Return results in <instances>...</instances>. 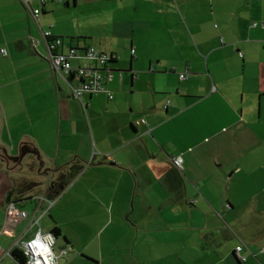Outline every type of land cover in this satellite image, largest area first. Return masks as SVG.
I'll use <instances>...</instances> for the list:
<instances>
[{
    "label": "crops",
    "instance_id": "obj_1",
    "mask_svg": "<svg viewBox=\"0 0 264 264\" xmlns=\"http://www.w3.org/2000/svg\"><path fill=\"white\" fill-rule=\"evenodd\" d=\"M104 1L73 5H91L94 12ZM112 3L114 36L125 44L94 40L95 48L85 38L72 45L117 54L106 86L113 99L98 93L78 101L52 72L42 35H91L61 23L71 0L64 6L49 1L38 21L20 0H0V59L6 57L8 70L0 72L6 75L0 78V151L11 160L28 139L39 152L40 173L65 167L68 177L78 178L40 220L43 232L59 228L58 248L75 250L59 264H264V0ZM182 38L193 50L177 65L186 49ZM156 44L175 51L177 61L148 55L144 49ZM70 45L64 41V53ZM128 49L126 69L121 51ZM141 62L148 65L136 78ZM17 99V123L25 116L31 127H18L16 137L6 129L16 127L6 109ZM87 109L96 117L85 126ZM15 140L17 154L9 152ZM178 158L182 167L176 171ZM6 165L0 159V169ZM50 183L32 200L34 190L16 193L14 200L12 195L9 203L21 199L17 207L28 217L10 235H0L2 250L47 209L39 198ZM155 190L160 203H152ZM9 203L0 208V227ZM238 247L246 261L236 255ZM2 262L20 264L9 257Z\"/></svg>",
    "mask_w": 264,
    "mask_h": 264
},
{
    "label": "built area",
    "instance_id": "obj_2",
    "mask_svg": "<svg viewBox=\"0 0 264 264\" xmlns=\"http://www.w3.org/2000/svg\"><path fill=\"white\" fill-rule=\"evenodd\" d=\"M22 5L31 13L36 21L40 17V8L33 6L34 1L39 3V6L45 3V0H20ZM56 2H64L66 0H54ZM43 38L45 40V45L48 50V59L51 61L53 73L61 77L70 89V95L73 99L82 101L81 98L85 94H98L106 93L110 100L113 99L111 91L106 87L107 83L113 80V71L108 68L110 60L114 59L113 55H108L101 53L95 48H88L86 52L79 55L77 51H71L69 56L64 54H58L57 47L60 45V41L52 42L50 37V32H43ZM40 44L39 40H34L35 46ZM2 56H7L6 49H2ZM132 55H135V51L132 50ZM72 59H84L88 61L85 65L74 66L72 64ZM186 75L180 76L183 79ZM144 122V121H143ZM177 168L182 167V159L178 158L174 161ZM51 184V183H50ZM49 184V185H50ZM48 189V187H47ZM47 190H45L44 195L39 198L41 203L47 205V209L42 211L40 218H33L29 225L24 229L22 235L14 241L12 246L8 249L2 250L0 247V264H2L3 258L10 256L14 249H18L23 252L24 256L27 257L25 264H59V260L68 254V251L62 250L60 253L55 250L56 237L51 232H43L40 228L41 218L48 213L52 208V205L57 202L56 199H49L46 196ZM39 211L36 212V214ZM6 219L2 227H0V235L6 234L10 235V229L16 224L27 218L28 213L26 211L20 210L16 207L14 202H10L6 209ZM36 227L34 236L30 240H25L31 232L32 228ZM243 250L242 247H238L236 250V255L239 259L246 261V257L240 254ZM73 251V250H72ZM70 250V252H72Z\"/></svg>",
    "mask_w": 264,
    "mask_h": 264
},
{
    "label": "rangeland",
    "instance_id": "obj_3",
    "mask_svg": "<svg viewBox=\"0 0 264 264\" xmlns=\"http://www.w3.org/2000/svg\"><path fill=\"white\" fill-rule=\"evenodd\" d=\"M106 1V3H105ZM102 9L97 7V9L94 12H91L90 9L91 5H84V6H80L79 8L74 7L73 5V0H71V8L64 10L65 13L59 18L61 23L64 24L67 23V29L71 32H73L74 30L78 29V28H84L85 32L87 34H91L90 36H80V40H79V44L83 45L84 44V39L83 38H87L86 40V44H88L91 47H95L96 48V42L102 41V44H107V45H114L115 43H117L119 41V39L114 36L115 34H117V32L115 31L114 25H113V17H114V10L111 8L113 3L112 0H105ZM61 4V6L65 5L62 3H58ZM105 5H109V7H105ZM94 13L96 15H94ZM91 14L94 15L93 17H91ZM64 17H67V19L65 20ZM73 35L70 36H66L65 38V42H66V46L70 45V41H72V43L74 45L78 44V41L76 40V38L78 37V35H75V37H72ZM68 37H72L74 38L73 40L69 39ZM95 40V43L93 42ZM126 40V39H125ZM125 40H121L119 41V45H123L125 44ZM183 41V46L186 45V49L183 47L182 50V55H178V62L177 65H182L185 63V58L187 57V55L192 53L193 48L191 49V46L188 42V40H186V38H182ZM68 49V48H67ZM124 49V48H123ZM122 49V50H123ZM147 54H153L155 56H160L163 59H167L168 61L170 60H176L175 55L176 52L173 50H166V48L159 46V45H153V46H148L147 48L144 49ZM8 51V50H7ZM135 51V49H134ZM121 56L123 58V61H126V65L125 68L127 69L129 67V61H130V49H128L127 53L121 51ZM136 52V51H135ZM69 53V52H68ZM126 54V55H125ZM2 56V55H1ZM5 57V56H2ZM6 57L0 59V72H5L8 71L5 69V67H7L6 65ZM78 61V63H82L81 65H85L88 63V61L84 60V59H74V61ZM146 62V61H145ZM145 62H141L143 64H137L135 67V71L136 73L134 74L136 78H138V74H142V72L146 69L145 66L148 65V63ZM156 68H158V70H162L159 68V65H156ZM186 72H183V74H185ZM120 73H115V75H118ZM131 72L128 73L127 75L129 79H131ZM6 75L3 74L2 76H0V78L5 77ZM142 78H145V76L142 75ZM130 81V80H129ZM130 88H128L129 90ZM131 94V91H130ZM130 98V97H127ZM8 104V101H6ZM12 103V101H10ZM13 103H16L15 107H10L7 108L6 113L11 117V118H15L13 121L9 122L11 126H15L16 127H6L7 131L9 130V128H12V136H16L18 135V127H31V122L25 118V116L23 117V119L21 120L22 122H18V99L14 100ZM79 104V103H78ZM13 108L14 110H9ZM81 110V109H80ZM3 111V109H0V112ZM82 111V110H81ZM15 112L16 115L12 116V113ZM87 115L85 116V114L82 112V123L84 121L85 126L88 124L90 125V123L94 124V117H96V115L94 113H92L91 111L89 112V109H87ZM94 114V115H93ZM7 132H6V138H9L10 136H7ZM11 141V139H9ZM12 142V141H11ZM10 142V144H11ZM0 143L2 145H4L3 143V138L0 137ZM16 146L13 150V152L10 150V153H15L17 154L19 150H17L19 148L18 145V141L15 140L13 142ZM6 144L7 141H6ZM10 146V145H8ZM14 155V154H13ZM19 155V154H18ZM19 157V156H18ZM22 162V170H20L19 173H15L14 174H9L8 175V171H7V165L5 168L0 169V208L3 204H5V202L8 200V197L12 194L13 195V200L16 196L17 193V189L18 188V184L15 183V179L16 181L18 179H30L31 181H34L38 184V186L33 189L34 191L31 193L32 194V198H36V196H38V194L40 192L43 191L44 188H46V184L48 182H51L53 179H51L50 177V171H45L40 173L39 169L41 168V163L39 162V157L33 156V155H27L25 156ZM27 162H30L32 164H29ZM49 169L47 167H45L44 170ZM76 170V169H75ZM13 177V178H11ZM73 178V177H72ZM50 180V181H49ZM73 181L71 182V184L67 187L66 190L70 189L71 187H73L76 182L78 181V178H73ZM66 190H64V192L61 194L60 197H62V195L66 192ZM159 191L155 190V191H150V196H151V200L152 203H160L161 199L156 195L158 194ZM60 197H58V199H60ZM41 226H43V222L41 223ZM60 242V241H59ZM59 242H56L58 245H60Z\"/></svg>",
    "mask_w": 264,
    "mask_h": 264
},
{
    "label": "trees",
    "instance_id": "obj_4",
    "mask_svg": "<svg viewBox=\"0 0 264 264\" xmlns=\"http://www.w3.org/2000/svg\"><path fill=\"white\" fill-rule=\"evenodd\" d=\"M49 1H52V2H54V3H68L70 0H66V1H64V2H56V1H54V0H45V3L43 4V5H41V6H39V3L37 2V1H34V3L35 2H37L38 4H37V7L38 8H40V10H41V14H42V12H43V8L48 4V2ZM22 3V2H21ZM24 6V5H23ZM34 6V5H33ZM40 14V15H41ZM38 19V18H37ZM48 32V31H47ZM50 39H51V41L52 42H55V41H60V45L57 47V53L58 54H64V55H67V56H69L70 54H71V51H73V50H75V51H82V52H86L87 50H88V48L85 46V47H83V48H79V47H73V43H72V41H70V48H69V51H67V52H65L64 53V51L62 50L63 48H64V41H65V39L66 38H63V37H54L53 35H52V33L50 32V37H49ZM69 39H71V40H73L74 38H72V37H69ZM81 38L80 37H78V38H76V40L79 42V40H80ZM84 40H85V38H83ZM69 52V53H68ZM7 55H8V53H7ZM111 55H113L114 56V59L113 60H110V62H109V65H108V68H110V70H112V71H114V69H113V65L117 62V60H118V57H117V54H115V53H112ZM134 56V55H133ZM71 60H72V64H73V61H74V59H72L71 58ZM20 150V153H21V156L24 158L25 156H27V155H33V156H35V158L36 157H40V156H38V150H36V148L35 147H33V146H30V145H23L22 147H21V149H19ZM39 161H40V159H38ZM175 168V170L176 171H179L178 169H177V167L176 166H174ZM70 177H68L67 175H66V168L65 167H63V168H59V169H57V170H55V171H53L52 173H50V177H51V179H53L52 181H51V184L48 186V189H46L47 190V193H46V196L49 198V199H56V198H58V197H60L61 196V194L64 192V190H66L67 189V187L71 184V182L73 181L72 180V177H73V174H70L69 175ZM174 178V176H172L171 174H169L168 173V175H167V179H169V178ZM17 184H18V188H16L17 189V193L20 195V196H22V195H25V194H27V193H29V192H32L33 191V189H35L37 186H38V184L36 183V182H34V181H31V180H22L21 182H17ZM13 199V198H12ZM28 199L29 200H32L33 198L32 197H28ZM20 201H21V199H17L16 201H14L15 202V204H16V207H17V205L20 203ZM12 203V202H11ZM7 208V207H6ZM18 208V207H17ZM31 232H33V234H32V236H31V239L33 238V236H34V233H35V231H34V229L32 228V230H31ZM31 232H30V234H31ZM51 233L56 237V242H57V238L60 236V230H59V228L58 227H55L54 229H52L51 230ZM55 242V243H56ZM55 250H56V252H58V253H60L62 250H66V251H68V254L67 255H65V256H63L64 258H66V256H68V255H70V254H72V252H74L75 250L72 248V247H63V248H58L57 247V243L55 244ZM70 250L72 251V252H70ZM24 253L23 252H21L20 250H18V249H14L13 251H12V254L10 255V256H7V257H9V258H13L14 260H16V261H18L20 264H25V262H26V260H27V257L26 256H24L23 255ZM63 257L61 258V259H63ZM60 259V260H61ZM60 260H59V263H60ZM2 264H3V262H2Z\"/></svg>",
    "mask_w": 264,
    "mask_h": 264
},
{
    "label": "water",
    "instance_id": "obj_5",
    "mask_svg": "<svg viewBox=\"0 0 264 264\" xmlns=\"http://www.w3.org/2000/svg\"><path fill=\"white\" fill-rule=\"evenodd\" d=\"M21 145H30V146H33L29 143V140L28 139H23L20 143V146ZM34 147V146H33ZM19 160L18 161H11L10 160V157L8 156L7 153L3 154L1 151H0V159L3 160V162H6L7 164V169L12 171V172H17L22 166H21V161L23 160L22 156H21V153L19 151ZM11 197H12V194L8 197V200L6 202L9 203V201H11Z\"/></svg>",
    "mask_w": 264,
    "mask_h": 264
},
{
    "label": "flooded vegetation",
    "instance_id": "obj_6",
    "mask_svg": "<svg viewBox=\"0 0 264 264\" xmlns=\"http://www.w3.org/2000/svg\"><path fill=\"white\" fill-rule=\"evenodd\" d=\"M11 160H12V161H18L19 158H18V157H12Z\"/></svg>",
    "mask_w": 264,
    "mask_h": 264
}]
</instances>
